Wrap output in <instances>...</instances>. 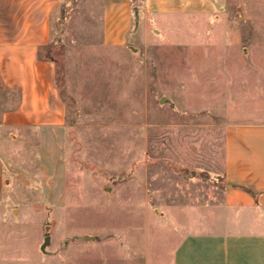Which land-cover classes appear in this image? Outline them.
I'll return each mask as SVG.
<instances>
[{
	"label": "rangeland",
	"instance_id": "1",
	"mask_svg": "<svg viewBox=\"0 0 264 264\" xmlns=\"http://www.w3.org/2000/svg\"><path fill=\"white\" fill-rule=\"evenodd\" d=\"M65 1L52 51L67 105L62 172L38 170L36 150L24 147L33 173L0 181L10 206L5 250L23 257L40 239L43 257L55 243L110 233L122 236L121 248L72 247L68 264H130V240L144 254L164 236L162 222L188 216L183 203L208 201L223 124L264 101L250 89L257 77L264 89V0H230L209 16L139 17L136 31L132 4L131 31L118 46L102 39V0Z\"/></svg>",
	"mask_w": 264,
	"mask_h": 264
},
{
	"label": "crops",
	"instance_id": "2",
	"mask_svg": "<svg viewBox=\"0 0 264 264\" xmlns=\"http://www.w3.org/2000/svg\"><path fill=\"white\" fill-rule=\"evenodd\" d=\"M229 3L230 0H102V39L108 45L125 43L132 27V4H136L140 18H160L175 14L209 16L225 10ZM65 5V0H0V181L5 184L12 173L17 178L22 172L33 173L34 166L21 161L26 155L25 146L31 147L27 155H34L32 149L36 150L38 170L49 172L52 167L55 175L62 172L67 105L52 51L61 33L57 27L54 35L53 18ZM258 78L250 89L264 98ZM255 105L256 110L249 109L241 119L223 124V142H219L221 169L211 176L208 201L183 203L181 214L187 211L188 216L182 214L183 219L167 223V227L162 222L164 236L155 237L151 250L145 244L144 254L141 249H132L130 240V261L264 264V101ZM8 207L0 196V264H68L72 247L96 243L103 249L111 241L116 248L123 246L122 236L84 234L80 244L61 247L60 242L55 243L43 257L39 239L32 252L16 257L6 252L8 242L2 235ZM98 260L107 264L101 257Z\"/></svg>",
	"mask_w": 264,
	"mask_h": 264
},
{
	"label": "water",
	"instance_id": "3",
	"mask_svg": "<svg viewBox=\"0 0 264 264\" xmlns=\"http://www.w3.org/2000/svg\"><path fill=\"white\" fill-rule=\"evenodd\" d=\"M134 15H135L136 20L134 22V29H133V31H136V29L138 28V25H139V12H138V10H135ZM129 47L131 49H133V50H136L133 46H129ZM164 100H167L168 102H170V100L168 98H166V97H162L160 101L162 102ZM49 243H50V236L49 235H46L45 236V239H44V242L42 244V250L43 251H45V248H46V246Z\"/></svg>",
	"mask_w": 264,
	"mask_h": 264
},
{
	"label": "trees",
	"instance_id": "4",
	"mask_svg": "<svg viewBox=\"0 0 264 264\" xmlns=\"http://www.w3.org/2000/svg\"><path fill=\"white\" fill-rule=\"evenodd\" d=\"M134 5H136V4H134Z\"/></svg>",
	"mask_w": 264,
	"mask_h": 264
}]
</instances>
